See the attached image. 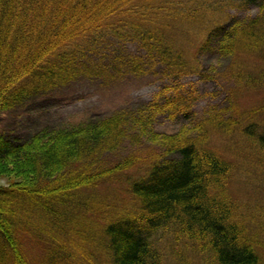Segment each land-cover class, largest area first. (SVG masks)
<instances>
[{
	"label": "trees",
	"instance_id": "obj_1",
	"mask_svg": "<svg viewBox=\"0 0 264 264\" xmlns=\"http://www.w3.org/2000/svg\"><path fill=\"white\" fill-rule=\"evenodd\" d=\"M209 2L0 0V114L37 107L63 85L104 80L112 71L179 79L201 69L203 53L237 62L239 75L263 88L264 0ZM234 8L240 12L227 11ZM193 19L196 55L187 31ZM153 99L79 122L0 132V162L16 160L25 171L23 180L0 185V264H35L23 253L31 243L41 264H75L71 257L90 243L106 250L110 264H167L160 248L171 241L162 243L167 235L192 247L194 263L264 264L263 237L233 205V159L209 145L212 131L227 130L230 118L197 121L191 88L183 85ZM161 115L178 130H154ZM210 121L220 124L204 129ZM242 130L264 148V123ZM131 135L133 143L152 141L157 152L108 164L103 158L111 161ZM112 183L128 185L130 200L120 204L117 193L103 191ZM15 196L35 204L34 211L18 204L29 210L18 224L10 209ZM111 210L119 212L113 219Z\"/></svg>",
	"mask_w": 264,
	"mask_h": 264
},
{
	"label": "rangeland",
	"instance_id": "obj_2",
	"mask_svg": "<svg viewBox=\"0 0 264 264\" xmlns=\"http://www.w3.org/2000/svg\"><path fill=\"white\" fill-rule=\"evenodd\" d=\"M209 1L213 2V0ZM227 11L240 12L237 8ZM251 11L254 12L255 10ZM241 13L244 12L241 11ZM194 21L193 19L190 22L191 24L187 27L189 29L187 31H189L188 37L191 38V53L193 52L196 55V48H194L192 43L197 36L195 31L197 26ZM198 57L199 60L201 59V69L179 79L173 76L165 77L161 74L137 76L113 73L114 71L110 72L107 77H103L105 78L104 80L100 78H81L66 86H61L54 96L45 98L37 107L1 113L0 132L9 130L10 132L27 133L29 130L47 123L65 125L79 122L92 115L106 116L119 110L126 111L127 109L129 111L131 108L153 102V98L159 93H162L164 97L167 94H171L174 86L183 85L191 88V108L195 110L197 121L209 116V118H219L224 121L230 118L228 119L229 127L227 126V130H213L212 125L220 124L212 123L213 121L204 124L202 127L207 130L212 128L213 130L210 135L211 141H209V145L213 144L217 151L233 159L232 165L234 168L228 183L232 198L235 200L233 205L247 217L244 219L247 223L258 228V233L264 239V148L260 146L258 141L245 134L242 130V125L244 126L251 121L264 123V87H258L257 83H259V80L256 78L251 80L245 74L243 76L239 75L241 68L239 69L237 62L234 63L232 60L217 62L210 53L199 54ZM259 59L264 58L260 57ZM162 66L156 67L158 73L162 72L164 67ZM258 74L262 73L258 71ZM160 120V122L155 124L154 129L159 134L163 131L175 132L179 128L178 124H174L166 116L161 115ZM260 126L258 127L261 128ZM235 128L240 130L236 131ZM145 131L148 132L147 129ZM146 137L143 136V138ZM133 138L135 137L129 136L122 142L123 146L121 144L120 148L111 152L113 156L111 161L106 158L103 159L110 164L131 157L136 159L147 158L157 152V147L153 145L155 143L152 141L133 143ZM137 167L136 165L134 168L135 173L138 172ZM21 168V165L13 159L0 162V185H8L23 180L25 171L23 172ZM111 185L104 187L103 191L117 193L120 196L118 203L123 202L122 200H130L128 185L121 183L118 186L115 183ZM110 201L112 202V199ZM19 203L24 208H29V210H31V207L32 209L34 208L31 205H35L27 201L25 197H14V202L11 203L10 209L14 212L13 219L17 224L22 223L21 220L29 211L25 212L19 209ZM112 206L105 205L103 207L112 209ZM59 207L62 209L61 206ZM63 208L67 209V207ZM31 211H34V209ZM59 212H62L61 214L64 213L63 210H59ZM116 212L118 211L114 213L111 210L112 219L114 218L113 214H119V212ZM64 216H66L65 213ZM235 217L239 218L240 216L238 214ZM43 218L50 220L47 214ZM52 224L56 225L55 223ZM53 230L57 231L56 228H53ZM167 240L170 241L168 244ZM162 243L167 244L165 248L160 246L167 264H181L175 254L181 255L182 261H185L184 264H198L194 263L197 259L190 249L192 247H184V242H180L182 244L178 245L179 243L177 244L174 241L173 235H167ZM102 249L99 246L97 247L95 243H90V246H87L89 253L86 250L76 252L74 257H71V261L75 264H101L100 262L102 264H110V261L105 258L107 256L106 250ZM38 252L32 243L31 247L26 244L23 248L25 257L34 259L35 264H41ZM82 253L87 255L88 260L84 258Z\"/></svg>",
	"mask_w": 264,
	"mask_h": 264
}]
</instances>
